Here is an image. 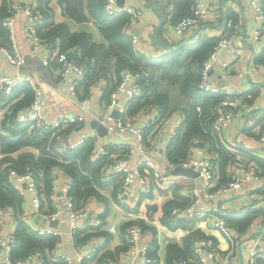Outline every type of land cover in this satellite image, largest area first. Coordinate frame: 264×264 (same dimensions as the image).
<instances>
[{"label":"crops","instance_id":"1","mask_svg":"<svg viewBox=\"0 0 264 264\" xmlns=\"http://www.w3.org/2000/svg\"><path fill=\"white\" fill-rule=\"evenodd\" d=\"M23 1L29 5H40L39 0ZM164 1L165 0L124 1V4L131 5L138 9L141 8L144 11L137 26L133 30L139 38V45L144 52V56L149 59V62L152 65L151 70L154 73L153 82L156 81L153 88H157V92L167 91L168 109L173 110L171 115L160 117L159 119L161 120L158 119L159 121L157 120V122H155L146 133L147 144L150 147L149 154L155 158L158 169L167 173L175 167L174 164L169 162L167 155L168 144L164 142V138L172 126L171 116L177 115L181 112L185 114L184 110H186V103L190 102V99H186L182 93L179 82L175 81L177 75H179L177 74L178 72H167L163 70V66L159 65L168 60L167 58L170 52L177 51L184 46L185 50L183 55L186 59L185 63L191 61L195 49L198 46H202L200 43L206 39H213L214 37L222 35L226 27V21L229 19H235L238 25V30L235 33L234 39L236 43L240 44V49L237 54L230 53L225 48L219 49V60L214 64L212 79L221 86L232 85L239 91L247 90L252 93L256 92V97L254 103L247 106L246 109L241 110L229 125L218 134V136L221 141H233L234 143L238 136L240 145H236L243 149H248V151L243 149V151L239 150L246 156H243L244 162H246L245 160H253L252 155L264 159V140H261V133L264 130V117L259 123L251 124L264 115V110L253 112L250 115L247 124V127H251L250 130L247 132V128H245L242 131L245 114L252 108L264 107V64L256 63L254 60L257 56L256 54L261 52V50H264V34L259 40L255 38V28L258 26V22L256 20V14L254 13L255 11L250 4V0H201L206 4H209L212 8V11L209 13V18L207 21L190 28V30L183 36H176L172 32V25L174 22L168 18L170 17L168 12L173 8V0H170L168 5L159 7L160 12L165 14L166 19L164 24L160 27L158 35L168 45L174 47L179 46V48L174 49H170L166 45L161 44L153 37L154 31L159 23V17L152 10L151 5L153 2L162 3ZM195 1L197 2L199 0ZM46 5L50 9L55 23L65 22L70 26L72 31H86L90 33L93 41L96 43H108L100 26L93 18L81 22L74 20L69 15L63 13L59 0H48ZM25 24V15H18L14 23V39L17 49L26 57L25 64L21 66L20 69H23L24 72H31L35 75V81L44 92L47 100L56 105L53 114L66 113L71 116H81L83 118L82 122L79 123L81 125L79 127L81 128L77 129L78 135H74L75 138L79 136V132L95 136L97 146L98 144L105 146L106 151L110 156L125 153L128 155L133 166L140 163L145 158V155L135 148L136 139L130 131L120 133L117 131L109 132L105 136H100L97 130L92 126L93 120L104 112L105 105L109 101L111 91L109 90V92L106 93V88L110 87L111 89L112 85H115L116 83V57L110 56L104 61L105 64L107 63V67L110 71L99 73L95 77L93 76L92 79H85L78 86L76 95H73L71 98V95L68 92V84L61 80L57 73V66L55 64H51L50 66L45 65L42 61V54L40 52H33L31 43L25 36ZM223 62H227V66H222L221 64ZM153 66L155 67V72L152 69ZM16 70V66L10 65L5 59L0 57V73L8 75ZM25 85H30L34 91L33 85L29 82L16 86L10 94L11 98L6 105L0 107V133L3 132L2 121L6 112L13 107L14 103L21 101L26 95H28L26 88L24 89ZM131 100L132 99H129L126 96L120 97L121 104L127 103L128 105ZM245 104L246 103H244V105ZM157 106L160 109L158 104ZM197 108L200 110V107ZM28 130L30 133L31 127H29ZM66 130L67 129L64 128L61 130L59 129V131L53 132L50 135L49 143L51 145L53 143L55 144V146L53 145V149H49L50 151L57 150L62 152L66 142L65 136H67V133L71 132L69 130L66 132ZM111 147L112 149L110 151ZM200 147L201 146L195 145L192 154L199 155L202 150ZM23 152H32L36 156H39L41 154V148L38 145H24L19 149L8 153V155L17 158ZM246 152H249L250 154H247ZM4 155L6 154L1 150L0 144V158ZM92 156L93 159H96L95 152ZM236 160L238 159L236 158ZM260 167L264 169V167ZM53 168V189L56 192V198L51 200L52 203L43 200L42 207L38 210L32 202L33 194L25 189V186L19 187L23 195L22 208L17 213H14L11 208H7L2 212L0 237L7 238L10 236L11 233L16 230L18 220L27 224L28 227L34 231L37 228L51 227L52 230L57 232V242L53 248L46 249L44 253L48 256V260L51 264H60L59 261L51 258L50 253L55 250L60 252L61 249L67 254L75 256L79 251V245L82 241L76 236V234L72 233L70 218L67 214L51 220L48 219L45 222V219L47 218L44 214H47V211H51L49 215L51 216L60 208V206H62L64 203V196L62 195L69 189L72 182L71 177L61 166H54ZM232 168L233 167H231V173ZM168 175L173 178L174 183L171 187L162 189L157 187L154 183L149 184L148 186L136 183L133 186V197L127 201L119 198L118 190L116 188L117 185L114 181H106L109 182V185L100 190L102 197H92L88 200V204L93 208L102 211L105 215V225L100 231H103L106 234L90 232L92 235L87 239L88 243L94 244L97 251L96 257L102 252L115 250L117 247L126 244L125 226L127 224L141 225L143 229V238L150 239L152 243L155 236L160 244L158 256L164 261L167 258L168 244L170 242H177L179 245L184 243V238L188 235L187 227L189 225L186 227L179 226L177 228H171L166 225L162 220L166 214V202L171 200L174 202L181 201L182 197H187L189 187L192 184H201L202 181L198 177L193 178L185 175ZM105 179L108 180L110 178L106 177ZM263 185L264 184L252 185L248 190L243 192L254 195L256 197L254 201L247 200L245 195L234 198L235 196L230 197L225 193L214 191L212 196L206 198V201L203 203V208L220 210L222 204V208L229 211L223 214L232 213L234 217H237L241 211L253 204L252 202L263 197L261 194L264 193ZM242 198L245 199L241 200ZM52 220H57L55 227L51 226ZM211 223V220H207L199 226H193L194 228H199L205 233L212 235L216 240V245L226 253L231 247V244L226 238L211 228ZM109 226H115L116 231L114 233L109 232ZM247 240H249V238ZM83 251L86 252L85 249H83ZM204 255H206V253H204ZM94 258L95 257H92V259H86V261L88 264H95L96 261ZM239 258L241 261L240 254ZM242 258L244 264H248L247 255L242 254ZM209 260L211 259L209 258ZM118 264L125 263L119 262ZM240 264H242V262Z\"/></svg>","mask_w":264,"mask_h":264},{"label":"built area","instance_id":"2","mask_svg":"<svg viewBox=\"0 0 264 264\" xmlns=\"http://www.w3.org/2000/svg\"><path fill=\"white\" fill-rule=\"evenodd\" d=\"M250 4L255 11L254 13L258 22V26L255 28V38L259 40L264 34L263 0H250ZM104 10L110 16H115L122 10L130 14L131 20L127 26V30L132 37L137 52L143 55L144 52L139 45V38L133 30L144 13L143 9L134 8L126 4L120 6L117 0H105ZM211 11L212 8L209 4L201 0L197 1L192 7L190 14L178 19L172 25V32L176 36L185 35L190 28L207 21ZM22 14L26 17L25 36L31 43L33 52H40L42 54V61L45 65L50 66L55 61L57 73L61 80L68 84V92L71 98L73 95H76L78 86L88 74V66L85 62L77 61L76 58L67 52L60 54L58 53L59 49L44 43L37 30L38 24L43 18L42 12L24 3L23 0H15L12 14L6 21V25L10 30L11 45L0 44V57L5 59L10 65L16 66L17 70L8 75L0 73V92L9 94L16 86L27 82L33 85L34 97L26 109L17 114L19 121L32 122L39 128L52 129L54 131H59V129L61 130L73 123H81L83 120L81 116H71L66 113L53 114L56 105L47 100L44 92L35 81V75L20 69L25 64L26 57L17 49L14 39V23L17 16ZM237 30V23L229 19L225 30L217 38L215 45L208 57L203 61L200 69L199 88L203 91L222 96L217 105V116L214 122V126L219 133L229 125L241 110L246 109L248 106L245 101L246 98L253 96L250 91H239L232 85L221 86L212 79L214 64L219 60V49L225 48L228 52L234 54L239 52L240 44L236 43L234 39ZM221 65L227 66V62H223ZM143 74L149 75L148 71L143 68L123 69L120 79L110 93V98L105 105L104 112L96 118L97 122L106 126L109 132L117 131L120 133L130 131L136 139L135 148L145 155V158L134 166L131 164L127 154L112 155L105 174L108 178H117L119 183L118 195L124 201L130 200L133 197V186L136 183L145 186L154 183L162 189L169 188L174 183L170 175L158 169L155 158L149 154L150 147L147 144L146 133L160 118L158 110L152 108L150 111H143L138 116L127 117L128 105L127 103H120L121 96L131 99L142 95L144 92ZM244 103L246 104L244 105ZM113 110H118L120 116H114L112 114ZM183 119L184 115L181 113L171 116L172 126L164 138L166 144L169 145L176 137ZM74 135H78L77 129H74L73 132L65 136L66 142L62 152L78 148L91 137V135L81 132H79L77 138ZM261 140H264V130L261 133ZM224 144L238 159L232 166L231 179L214 190L215 182L218 179L215 157L205 153L203 150H201L199 155L192 154L182 165L194 167L199 172L198 178L201 179L202 183H194L189 187L187 196L191 198V202L186 205L174 206L171 209V215L176 220L192 221L194 222V226H199L201 223L211 220V228L226 238L230 242L231 247L224 253L212 238L203 239L198 237L191 245L193 255L175 260L173 264H240L238 243L247 237H249V240L242 244V254L247 255L248 264H263L261 261L264 260V229L261 230V225L264 222V203L261 205L259 203L255 205L251 204L248 207V209L255 212V217L250 222L246 233L236 230L220 210L203 208L206 198L212 196L214 191L233 197L248 190L252 185L264 184V171L260 170L253 161L245 160L246 162H244V157L236 143L225 141ZM95 154L96 158L107 154L105 146L98 144ZM10 178L17 187L25 186V189L33 194L32 202L40 210L45 196L40 192L32 168L27 167V171L23 173L11 170ZM67 191L62 195L64 196L62 206L51 216H49L50 214H44L47 218L46 221L67 214L70 218L71 231L74 234L77 232L84 234L104 228L105 223L102 211L93 208L88 203L83 207L77 208L73 198L68 195ZM261 194L264 197V193ZM55 198L56 192L53 189L48 199L54 200ZM35 231L41 235L57 234L51 227L37 228ZM108 231L114 233L116 227L109 226ZM125 236L129 242L128 249L120 253L117 261L108 259L106 264H118L119 262H124L125 264H164L165 261L163 259H153L149 255L152 241L148 238H143L141 225H128ZM16 242L15 231L7 238L0 237V264H13L11 254ZM79 246V251L75 256H71L60 249V252L56 250L52 251L50 253L51 258L66 264H86V259H92V257L96 256L97 251L94 244L85 241L81 242ZM48 259V256L44 252L33 251L25 259L18 261L17 264H47Z\"/></svg>","mask_w":264,"mask_h":264},{"label":"trees","instance_id":"3","mask_svg":"<svg viewBox=\"0 0 264 264\" xmlns=\"http://www.w3.org/2000/svg\"><path fill=\"white\" fill-rule=\"evenodd\" d=\"M47 1L48 0H39V6L31 5L35 9H39L43 14V18L37 27L38 33L44 43L59 49L60 51L58 53L67 52L69 55L76 58L77 61L87 64L88 74L83 81L87 78L92 79L93 76L95 77L99 73L110 71L107 67V63L105 64L104 61L110 56H115V73H117L116 83L120 79L121 71L126 68H143L149 73V75L143 74L142 81L144 82V92L141 96L131 98L132 100L128 104L126 113L127 117L138 116L143 111H150L152 108H157L159 110L160 117L169 116L173 113V110L168 109L167 91L157 92V88H153L156 81L153 82L154 73L151 70L152 65L149 59L146 58L144 54L138 53L134 47L132 37L127 30V26L131 20L130 14L127 11L122 10L117 16H110L104 10L105 0H59L63 13L69 15L74 20L81 22L93 18L96 21L108 41L107 44L96 43L93 41L91 34L86 31L75 32L72 31L70 26L65 22L55 23L52 13L46 5ZM14 2L15 0H1L0 2V44L7 46L11 45V37L6 21L12 14ZM195 3V0H173V8L169 10L168 15H170V17L168 18L175 23L178 19L190 14ZM231 20L236 23L235 19ZM217 38L218 37H214L213 39L209 38L200 43L202 46H198L195 49L191 61L187 63H185L186 59L183 55L185 50L184 46L177 51L170 52L167 58L168 60L159 65L163 66V70L167 72H178L177 74L179 75H177L175 81L179 82L185 98L190 99V102L186 103V110H184L185 114L181 112L184 114V119L179 127L178 134L168 145L167 155L169 162L175 166L180 165L189 159L195 145L201 146L200 148H202L205 153L215 157L217 163L218 179L214 186V190L231 179V167L236 162L235 155L226 148L224 142L219 139V132L214 126L217 116V105L222 96L203 91L198 86L202 63L210 54ZM256 55L254 58L255 62L264 64V50H261V52ZM53 64H55V61ZM154 68L153 66L152 69L155 72ZM115 85H112V87H115ZM112 87L111 89L110 87L106 88V93H108L109 90L112 92L114 89V87ZM25 88L28 94L26 95L27 97L25 96L21 101L14 103L13 107L6 112L2 121L3 132L0 133V144L1 150L6 155L0 158V225L2 221L1 214L5 209L11 208L14 213H17L21 210L23 205L22 192L10 178L11 170L23 173L27 171V167H31L40 192L45 196L44 201L52 203V201L48 199V196L53 191V167L61 166L71 177L72 182L67 192L68 195L73 198L77 208L86 205L88 200L92 197L101 198L102 195L100 194V190L109 185V182L106 181H114L117 185V190L119 189L117 178L111 177L108 180L105 179L108 177L105 171L108 164L111 162L112 156L107 153L99 158L93 159L92 155L97 148L95 136H91L83 145L74 150H67L64 152L57 150L50 151L49 149H53L55 144L53 143L51 145L49 143V137L53 132L57 131L39 128L32 122H23L17 119V114L25 110L34 97L32 87L30 85H25L24 89ZM11 93L4 94L0 92V107L6 105L11 98ZM252 94L253 96L251 98H246L245 100L248 106L254 103L256 92ZM157 104L160 106L161 111ZM197 107H200V110H198ZM263 117L264 115L251 124L259 123ZM79 126L81 125L73 123L64 129H67L66 132H68V130L72 132L74 129H80L81 127ZM29 127H31L30 133L28 132ZM246 128L248 132L251 127ZM24 145H38L41 148V154L36 156L32 152H23L17 158L8 155V153ZM111 149L112 147L110 151ZM238 149L241 151H248V149H243L239 146ZM246 153L250 154L249 152ZM242 155L245 156L244 154ZM252 159L251 161L255 162L260 170L264 171V169L260 167H264V159L256 155H252ZM173 202L172 200L166 202V214L162 220L171 228H177L179 226L186 227L189 225L187 227L188 235L184 238V243L182 245H179L177 242H170L168 244L167 258L164 264H173L175 260L193 255L191 245L198 237L203 239L212 238L216 243L212 235L205 233L199 228H194V222L183 219L176 220L172 217L171 209L177 205H186L190 203L191 198L188 196L182 197L181 201ZM50 213L51 211H47V214ZM223 215L236 230L244 233L255 217V212L246 208L241 211L237 217H234L232 213ZM102 217L105 221L104 214H102ZM127 226L128 224L125 226V232ZM90 232L106 234L103 231L95 230L84 234L77 232L76 236L84 242L92 235ZM15 234L17 242L11 254L13 264H17L18 261L25 259L33 251L44 252L48 248H53L58 238L53 234H38L20 220H18ZM128 247L129 242L126 239L125 245L119 246L115 250L102 252L97 257L95 256V264H106L108 259L117 261L120 253L127 250ZM159 249L160 244L158 239L154 236L149 255L153 259H159ZM261 262L264 264V260ZM47 264H51V262L48 261ZM60 264L66 263L60 262ZM86 264H88L87 261Z\"/></svg>","mask_w":264,"mask_h":264},{"label":"water","instance_id":"4","mask_svg":"<svg viewBox=\"0 0 264 264\" xmlns=\"http://www.w3.org/2000/svg\"><path fill=\"white\" fill-rule=\"evenodd\" d=\"M117 1H118V3H119L120 6H123V5H124V1H125V0H117ZM169 1H170V0H165V1L162 2V3H159V2H153L152 5H151L152 10H153V11L158 15V17H159V23H158V25H157V28H156L155 31H154L153 37H154L155 39H157L161 44L166 45V46L169 47L170 49H174V48H179V46L174 47V46H170V45H168V44H167L162 38H160L159 35H158V31H159L160 27L164 24L165 19H166L165 14H163L162 12H160L159 7H164V6L168 5V4H169ZM226 22H227V21H226ZM181 45H182V44H181ZM249 76H250V75H249ZM257 110H264V107L252 108V109H250V110L245 114V116H244V122H243V126H242V131L247 127V124H248V121H249V117H250V115H251L253 112L257 111ZM112 114H113L114 116H116V117H119V116H120V113H119L118 110H113ZM92 126H93V128H95V129L97 130V132L99 133L100 136H105V135H107V134L109 133L107 127L104 126V125L99 124V123L97 122L96 119L93 120V122H92ZM242 131H241V132H242ZM235 143H236L237 145H240V143H239V141H238V136H237L236 139H235ZM165 174H171V175H185V176H189V177H193V178H197V177L199 176V172H198L194 167H187V166H183L182 164L175 166L172 170L168 171V172L165 173ZM263 186H264V185H263ZM263 186H262V187H263ZM247 194H248V193H241L240 195H237V196H235L234 198H238V197H240L241 195H247ZM234 198H233V199H234ZM263 200H264V197L259 198L258 200H256L255 202H252V203H253V205H254V204H257L258 202L263 201ZM220 208H221L220 210H221L222 213L229 212L228 210L222 208V204H221V207H220ZM43 220H44V219H43ZM45 222H46V219H45ZM56 223H57V220H52V221H51V226L55 227ZM263 229H264V222H263V224L261 225V230H263ZM248 238H249V237H248ZM248 238H244V239L240 240L239 243H238V251H239V254H240V257H241V262H242V264H244V261H243V258H242V244H243V242H244L245 240H247Z\"/></svg>","mask_w":264,"mask_h":264},{"label":"rangeland","instance_id":"5","mask_svg":"<svg viewBox=\"0 0 264 264\" xmlns=\"http://www.w3.org/2000/svg\"><path fill=\"white\" fill-rule=\"evenodd\" d=\"M247 197V200H251V201H254L256 199V197L252 194H248V195H245ZM245 198H242L241 200H244ZM239 200V199H238ZM236 200V201H238ZM259 205L263 204L264 203V200L263 201H260L258 202ZM255 205V204H254Z\"/></svg>","mask_w":264,"mask_h":264}]
</instances>
